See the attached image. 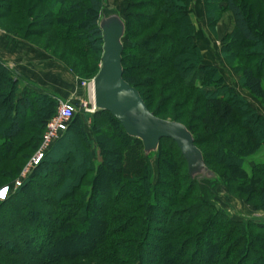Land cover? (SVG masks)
<instances>
[{"label":"trees","instance_id":"1","mask_svg":"<svg viewBox=\"0 0 264 264\" xmlns=\"http://www.w3.org/2000/svg\"><path fill=\"white\" fill-rule=\"evenodd\" d=\"M28 1L46 11L55 36L73 43L74 52L88 56L96 48L100 65L98 20L102 13L117 12L115 8L105 7L103 0H4L8 4L0 7L7 10L6 16H15L33 9ZM126 3V16L121 17L126 28L124 81L156 117L167 116L192 133L218 180H191L170 140H161L155 156L148 158L140 141L128 137L108 113L76 111L38 165L13 187L27 156L37 150L59 98L24 85L23 78L0 61V101L5 103L4 123L0 118V190L8 188L0 199V264H264V218L233 219L232 212L220 206L218 195L223 187L225 199L236 198L251 212H264V159L253 166L245 161L264 147V117L223 84L217 67L201 62L189 15L192 0ZM201 3L209 15L228 12L240 40L260 45L264 0ZM157 22V32L136 41ZM261 46L262 52L237 56L242 89L264 101ZM149 55L155 58L147 60ZM85 70L94 77L99 66L94 62ZM146 75L148 84L140 81ZM151 85L145 92L143 86ZM185 91L197 92L192 109L197 107L199 116L184 112L189 99ZM181 93L184 100L171 106ZM156 99L159 106L154 105ZM87 117L95 144L85 128ZM225 158L234 162L228 164ZM215 159L224 164L226 174L213 168Z\"/></svg>","mask_w":264,"mask_h":264},{"label":"rangeland","instance_id":"2","mask_svg":"<svg viewBox=\"0 0 264 264\" xmlns=\"http://www.w3.org/2000/svg\"><path fill=\"white\" fill-rule=\"evenodd\" d=\"M3 1L4 0H0V3L8 4V2H3ZM143 1L145 0H135V3L138 4V3H142ZM103 3L107 8L110 9L115 8V10L119 12L121 17L125 18L126 4H127L126 0H103ZM31 4L32 3H30L29 6H31ZM32 7L33 9L31 8V10L28 11L25 9L26 11H24L23 14L18 13L19 15H15V16L13 15L6 16L5 12H7V10L0 7V30L6 33H12L18 36L19 38L25 39L24 41L27 42L30 46H33L34 48L40 50L41 52L48 54L51 58H54L59 63L63 64L72 73L73 77H75L77 81L80 80L81 83L85 84L84 86L87 88V90H89L88 86L91 84L93 77H91L92 75L87 74L85 68L87 67V64L92 65L94 62L95 64L97 62L99 66V59H98L99 54L95 53L96 48H94V50H92V53H90V55L88 56L77 54L72 50L73 43L60 40L55 36L54 31L48 25V18L46 17L47 16L46 11H44V9L40 7L39 4L33 3ZM139 12L140 11H138V9L136 8L133 11L134 14H138ZM189 15L195 30V43L201 52V62L204 64L217 67L219 73L222 75L224 79L223 84L228 87H231L232 90L236 94H238L243 100L245 99L254 110H256L257 112L260 111L261 113L264 114V101H259L254 99L241 87L240 70L242 68V65L237 56L238 52H243V53L262 52L263 48H261L262 47L261 45L264 44L263 34L262 36L260 35L259 46L242 42L238 37L236 31L234 30L233 20L231 15L226 11L212 12L209 15L207 14L206 10L203 9L201 0H192V4L189 10ZM78 20L79 17L75 16L73 22L76 23ZM14 24H18L19 28L17 27L15 28ZM158 24H160V22H157L156 24L152 25L146 31L140 32L139 34L140 37L136 39V41L142 40L144 37H148L149 35L157 32ZM79 34H82V32H79ZM124 45L125 46L128 45L126 41L124 42ZM146 58L147 60H150L152 58H155V56L149 55ZM140 81L142 82L144 81V83L146 84L151 82V80L148 78V75L142 77V80ZM152 87H153L152 85L143 86L145 92L151 90ZM216 90L220 94H227V91L225 90H219V89ZM206 91L210 92V91H214V89H209V90L206 89ZM185 93L187 92L185 91ZM187 94L189 96V99L186 100L187 104L186 107L184 108V112H186L189 115L199 116L200 111L197 109V107H195V109H192L196 100H198L199 97L197 92L187 93ZM183 100H184V93H181L180 96L172 99L171 106H174L178 104V102H181ZM84 101L89 102V94ZM74 104L76 108L79 107V102L77 103L75 102ZM154 105L159 106V101L157 99L154 100ZM4 106L5 103L0 101V118L3 123L5 121ZM235 108H239V107L236 106ZM176 109L178 110V107ZM170 115L172 116L173 113H170ZM165 117L166 118H164V120L171 121L169 117L167 116ZM91 121L92 120L90 117H87V119H85V128L89 138L95 144L93 133L90 130ZM255 128L256 127H254V129ZM197 134L201 135V132L198 131ZM39 147L40 144L38 148ZM37 150H35L34 152L32 151L31 153L29 151L30 154L27 156L26 160L24 161L22 170L18 175L19 177L22 171L24 170V168L27 166L29 160L34 156ZM225 159L226 160L224 162L228 164L234 162V160L231 161L228 158ZM262 159H264V147L261 146L260 152L258 154L254 153L252 155H249L248 157L245 158V161L249 166H253L255 161ZM151 162L156 178V173H157L156 159H152ZM213 168L216 171L220 172L221 174L222 173L226 174L225 173L226 169L224 168V164L220 163L219 159L213 160ZM170 180L171 179H168V181ZM224 192L225 190L223 187L218 188V195L220 197V206H222L229 212H232L233 219H238V217L241 218L243 216L252 217V218H264V212L262 211L258 213H253L250 211L248 214H244L245 212L241 213L242 211L235 209L233 205L234 203H237L236 201L239 200L236 198H231L229 200L225 199ZM233 194L238 195V193L235 192ZM95 203L97 204V206H99L98 202ZM241 203L242 206L245 207L248 206L243 202Z\"/></svg>","mask_w":264,"mask_h":264},{"label":"water","instance_id":"3","mask_svg":"<svg viewBox=\"0 0 264 264\" xmlns=\"http://www.w3.org/2000/svg\"><path fill=\"white\" fill-rule=\"evenodd\" d=\"M98 28L103 46L99 70L91 81L94 112H106L114 118L128 137L140 141L145 157L155 156L161 140L174 142L191 180L216 182L218 176L205 165L192 133L179 122L156 117L138 91L124 81L122 52L126 28L119 13H102Z\"/></svg>","mask_w":264,"mask_h":264},{"label":"crops","instance_id":"4","mask_svg":"<svg viewBox=\"0 0 264 264\" xmlns=\"http://www.w3.org/2000/svg\"><path fill=\"white\" fill-rule=\"evenodd\" d=\"M0 61L30 84L57 96L58 102L84 101L89 90L72 73L48 54L30 46L24 40L0 30ZM264 117V114L258 112ZM234 208L248 214L251 209L236 201ZM244 207V208H243Z\"/></svg>","mask_w":264,"mask_h":264},{"label":"built area","instance_id":"5","mask_svg":"<svg viewBox=\"0 0 264 264\" xmlns=\"http://www.w3.org/2000/svg\"><path fill=\"white\" fill-rule=\"evenodd\" d=\"M85 85V84H83ZM91 85V84H90ZM90 85L89 93H90ZM76 111L84 112V113H94V106L89 95V102L80 101L79 107L76 108L75 104L70 102H58L57 109L52 118L47 122L46 127L43 131L40 147L35 152L34 156L29 160L27 166L22 171L20 177L15 181L13 187H19L23 179L34 169L35 166L38 165L40 160L47 153L51 145L58 140L62 132L65 131L69 120L72 118L73 114ZM8 188H2L0 190V199H4L6 197Z\"/></svg>","mask_w":264,"mask_h":264},{"label":"bare ground","instance_id":"6","mask_svg":"<svg viewBox=\"0 0 264 264\" xmlns=\"http://www.w3.org/2000/svg\"><path fill=\"white\" fill-rule=\"evenodd\" d=\"M90 93H91L90 94L91 95L90 97H91V100H92V86L91 85H90Z\"/></svg>","mask_w":264,"mask_h":264}]
</instances>
